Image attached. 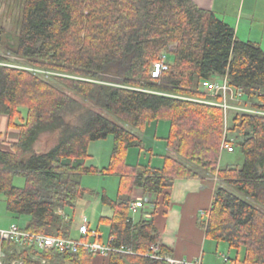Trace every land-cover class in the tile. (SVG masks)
Wrapping results in <instances>:
<instances>
[{"label":"trees","instance_id":"trees-1","mask_svg":"<svg viewBox=\"0 0 264 264\" xmlns=\"http://www.w3.org/2000/svg\"><path fill=\"white\" fill-rule=\"evenodd\" d=\"M4 33L0 27V46ZM9 50L42 70L7 64L0 55V120L6 115L19 129L18 140L0 148V195L12 217H28L21 228L80 236L66 209L92 192L82 184L85 174L99 171L85 162L91 142L113 135L110 162L100 170L120 177L117 197L102 195L112 208L100 220L109 225L106 240L99 227L91 229L114 248L106 257L110 264H176L165 258L171 249L155 215L170 203L177 178L208 175L221 182L203 222L207 237L227 243L225 263L264 264V114L233 112L226 125L221 105L198 100L220 101L221 95L211 97L199 84L228 75L244 89L246 103L264 110V49L257 42L240 39L230 23L193 0H23ZM164 54L173 60L154 77V63ZM66 88L115 118L84 106ZM66 111L79 122L67 120ZM161 120L169 123L165 144L177 156L164 155L158 166L131 163L132 147L154 151L127 125L142 128ZM225 130L243 135L242 165L220 164ZM44 132L56 133L57 141L38 152ZM75 160L84 162L74 165ZM16 176L24 177V186L15 184ZM135 187L154 196L151 218L145 212L133 216ZM0 249L7 264H93L95 257L83 246L61 252L22 248L14 240L1 241Z\"/></svg>","mask_w":264,"mask_h":264},{"label":"crops","instance_id":"crops-1","mask_svg":"<svg viewBox=\"0 0 264 264\" xmlns=\"http://www.w3.org/2000/svg\"><path fill=\"white\" fill-rule=\"evenodd\" d=\"M193 1L201 8L213 10L218 17L230 23L240 39L257 42L264 49V0ZM163 134H167L166 130ZM18 137L19 129L16 125L9 124L8 116L2 115L0 148L9 149L11 142L17 141ZM45 150L47 149L42 151ZM83 162V160L73 161L74 165ZM149 162L153 165L152 160ZM220 182L221 180L215 175L201 178H177L170 190V203L159 206L155 223L162 234L163 243L171 249V255L174 258L185 260L186 264H226V255L224 250H221L220 244L207 237L206 228L203 225L206 217L202 215L203 212H209L216 187ZM143 194L141 187H135L134 198H139ZM143 216L144 211H141L135 218L140 219ZM12 220L0 225V229L8 228ZM90 228L92 229L91 226ZM93 264L110 263L106 257L95 255Z\"/></svg>","mask_w":264,"mask_h":264},{"label":"rangeland","instance_id":"rangeland-1","mask_svg":"<svg viewBox=\"0 0 264 264\" xmlns=\"http://www.w3.org/2000/svg\"><path fill=\"white\" fill-rule=\"evenodd\" d=\"M22 4H23V0H0V27L5 30V33L2 35L3 45L0 46V55L5 56L6 58L9 59L7 62L8 64L13 63V64H21L24 66H29L28 64L23 63L24 60L17 58L9 50L10 45L15 44L17 40V34L19 31V18L22 12ZM167 59L168 61L169 60L172 61L173 57L170 54H167ZM31 68L32 70L36 71V68L34 67ZM102 81H108V79L105 78L102 79ZM118 83L119 82H113V84H118ZM61 86L65 88L64 85ZM66 89L69 93H71V95H73L76 99H78V101L84 106H91L93 109L105 115H109L111 118H115L111 113H109L105 109L92 104L90 100H85L79 93H77L73 89L70 88H66ZM65 117L70 122H75V123L79 122L78 117L72 111H66ZM127 127L133 130L139 136H141L145 141L146 147L147 148L152 147L154 151L153 154L149 149L146 148L140 149L138 147H132L128 154V160L131 163H137L138 160H140L141 163H149V161L152 160L153 165L158 166L162 164L164 155L171 154L177 156L175 151L172 148H168L165 144V137L168 135V131H169L168 121L161 120L159 122L156 123L154 122L153 124H149L142 128L134 127L132 125H127ZM165 130L167 134H163ZM225 132L226 130L224 131L223 140L225 137ZM227 134H228V139H231V141L235 145V151L233 152H229L226 150L222 151V143H221L220 164L222 166L242 165L244 162V153L238 141L241 140L243 135L242 134L238 135L236 133H230V132H228ZM57 137L58 135L56 133L44 132L43 134H41L39 140L36 143V147H35L36 150L42 151L44 149H48L49 147L54 145V143L57 141ZM113 146H114L113 135H110L107 138L92 141L89 146L90 156L87 157L85 162L89 166L97 167L99 171L88 173L83 176L82 179L83 186L92 190V192L89 191V193H87L85 197L78 202L76 208L66 209L67 213L71 215V217L74 219L75 235L79 233L78 227L80 226L84 218H87L92 229H96L99 227L104 235V239L107 238L108 224L102 223L100 220L102 216L112 215V208L109 205L103 203L102 195L103 193L106 192L109 195V197L116 198L118 195L120 177L117 174H104L100 170L109 164ZM15 184L18 186H24L25 184L24 177L16 176ZM231 189L243 195V193L240 192L238 189L236 188H231ZM9 220L10 221L12 220V222H16L19 225L23 226L26 224L28 217L27 216H21L20 218L12 217L10 212L7 210V205L4 195H0V225H3V223L5 222H9ZM220 248L221 250H224L225 254H227L228 245L226 242L221 241ZM234 252L235 251L233 250L231 255H234Z\"/></svg>","mask_w":264,"mask_h":264},{"label":"built area","instance_id":"built-area-1","mask_svg":"<svg viewBox=\"0 0 264 264\" xmlns=\"http://www.w3.org/2000/svg\"><path fill=\"white\" fill-rule=\"evenodd\" d=\"M167 55H163V59L156 61L152 70L154 77H159L162 70L168 68ZM8 64V63H7ZM12 65L29 68L21 64ZM36 71L42 72L36 68ZM199 88L211 97L221 95L220 101L198 99L202 101H208L211 103L219 104L223 107L225 113V123L228 124V118L233 112H251L257 114H264V110L253 107L250 103H246V94L242 87L235 86L230 83L229 76L225 75L215 79H204L200 81ZM189 98V97H186ZM228 132H225V137L222 142V151L226 150L229 152L235 151V145L228 139ZM154 196L150 193H145L143 196L136 198L131 204V212L133 216H136L141 211L145 212L146 218H151V212L155 210ZM205 217L208 213L203 212ZM80 236L77 238L73 237H62L56 234H41L33 233L21 228V226L13 222L8 228L0 229V240H14L22 247H34L38 250H57V251H77L81 246L85 247L95 255H101L108 257L110 252L114 249L111 244L105 243L102 240V234L99 231L91 230L90 224L87 218H84L80 226L78 227ZM158 251L159 246L154 247ZM165 258L171 263L186 264L185 260H178L172 255L166 254ZM226 260V257H225ZM0 264H7L5 262V252L0 249ZM12 264H24L22 260H16ZM228 264V263H226Z\"/></svg>","mask_w":264,"mask_h":264}]
</instances>
